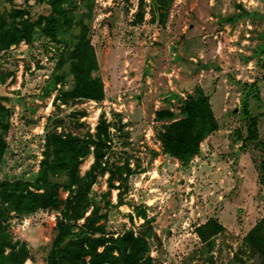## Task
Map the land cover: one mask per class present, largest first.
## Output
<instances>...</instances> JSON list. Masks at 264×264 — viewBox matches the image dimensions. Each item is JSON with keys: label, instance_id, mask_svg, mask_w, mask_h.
Returning a JSON list of instances; mask_svg holds the SVG:
<instances>
[{"label": "rangeland", "instance_id": "374dc122", "mask_svg": "<svg viewBox=\"0 0 264 264\" xmlns=\"http://www.w3.org/2000/svg\"><path fill=\"white\" fill-rule=\"evenodd\" d=\"M159 1L154 20L152 0H0V24L20 12L34 27L28 40L0 52V106L10 125L0 182L36 191L51 134L85 153L76 162L78 183L58 194L62 210L79 205L78 216L12 214L9 233L30 251L25 264L49 263L60 219L69 241L83 235L112 245L135 233L158 263L264 264L247 242L264 225V0ZM49 19L54 38L43 29ZM79 40L95 54L102 101L74 95ZM201 91L218 130L184 165L165 154L159 132L172 121L158 113L180 118ZM65 157L70 180L75 162ZM211 220L225 231L204 242L199 230Z\"/></svg>", "mask_w": 264, "mask_h": 264}, {"label": "trees", "instance_id": "16d2710c", "mask_svg": "<svg viewBox=\"0 0 264 264\" xmlns=\"http://www.w3.org/2000/svg\"><path fill=\"white\" fill-rule=\"evenodd\" d=\"M152 6L154 20H158L162 14V5L159 0H152ZM243 13L248 12L243 11ZM20 15V12H14L12 20L15 21L12 23L2 20L0 52L30 38L34 27L30 28L28 22L21 21ZM227 20L232 21L233 17ZM43 29L48 36L55 37L54 20L49 19ZM72 51L73 72L77 80L75 97L93 101L104 100L103 82L101 79L93 78V71L97 69V61L90 43L79 40ZM248 106H245L246 111H248ZM8 117V110L0 106V160L7 148L3 142V135L10 128ZM158 119L172 121L171 124L164 125L159 132V139L165 154L179 159L184 165L189 164L201 154L202 143L218 130V122L210 99L202 91L198 97H190L184 102L180 118H175V114L171 111H162L158 113ZM251 120L252 133L257 134L258 118L252 117ZM57 137L54 134L48 137L46 159L43 162L36 191L31 190L30 185L22 181L0 182V264H25L30 256L27 246L15 242L9 233L8 223L12 219V214L25 216L46 209L61 211L64 217L70 216L71 213L77 216L81 213L79 205H72L70 201L67 203L66 211L62 210V201L58 194L62 187H69L72 190L74 184L78 183L76 162L85 155L84 149L73 140ZM64 150H68L70 154L65 155L71 156L75 162V165L71 166L73 171L69 174L70 180L63 179L66 175L67 157L65 155L62 159L58 157V151ZM79 202L81 203L82 200ZM93 222L92 217L87 221L92 224ZM224 231L225 227L222 224L217 220H211L199 230V235L204 242H210ZM59 232L48 264H163L148 255L150 250L147 240L132 232L119 238L112 245H109L105 239H94L83 235L78 236L77 241H69L65 219H60ZM247 242L264 259V225L258 226L251 232ZM101 248H104L102 252H100ZM87 258L90 260L88 261Z\"/></svg>", "mask_w": 264, "mask_h": 264}]
</instances>
